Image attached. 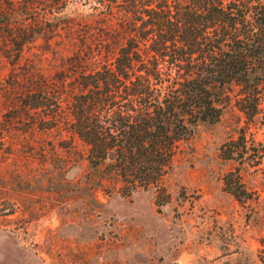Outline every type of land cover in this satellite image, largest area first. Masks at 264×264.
Wrapping results in <instances>:
<instances>
[{"label": "trees", "instance_id": "16d2710c", "mask_svg": "<svg viewBox=\"0 0 264 264\" xmlns=\"http://www.w3.org/2000/svg\"><path fill=\"white\" fill-rule=\"evenodd\" d=\"M228 101L244 126L220 146L238 164L223 188L246 203L243 172L264 161V0H0V158L16 127L66 133L99 187L163 206L180 145Z\"/></svg>", "mask_w": 264, "mask_h": 264}, {"label": "rangeland", "instance_id": "374dc122", "mask_svg": "<svg viewBox=\"0 0 264 264\" xmlns=\"http://www.w3.org/2000/svg\"><path fill=\"white\" fill-rule=\"evenodd\" d=\"M243 126L228 101L217 123L183 142L163 206L153 189L123 197L108 182L99 187L101 173L66 133L14 128L0 158V264H264V161L243 172L253 201L223 188L238 164L219 149Z\"/></svg>", "mask_w": 264, "mask_h": 264}]
</instances>
